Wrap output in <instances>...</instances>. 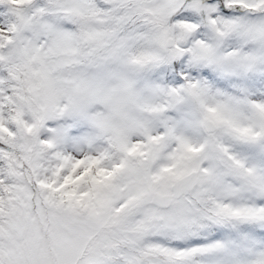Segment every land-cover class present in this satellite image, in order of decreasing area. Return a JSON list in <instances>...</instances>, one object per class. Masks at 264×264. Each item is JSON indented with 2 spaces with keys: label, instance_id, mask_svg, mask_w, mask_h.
Masks as SVG:
<instances>
[{
  "label": "snow or ice",
  "instance_id": "6c2138e0",
  "mask_svg": "<svg viewBox=\"0 0 264 264\" xmlns=\"http://www.w3.org/2000/svg\"><path fill=\"white\" fill-rule=\"evenodd\" d=\"M0 264H264V0H0Z\"/></svg>",
  "mask_w": 264,
  "mask_h": 264
}]
</instances>
